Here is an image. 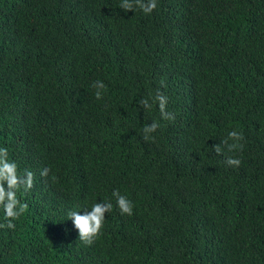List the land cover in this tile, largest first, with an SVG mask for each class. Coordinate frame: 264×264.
<instances>
[{
    "label": "trees",
    "instance_id": "16d2710c",
    "mask_svg": "<svg viewBox=\"0 0 264 264\" xmlns=\"http://www.w3.org/2000/svg\"><path fill=\"white\" fill-rule=\"evenodd\" d=\"M120 3L0 0V148L34 174L0 264H264V0ZM157 90L174 120L140 108ZM101 201L87 246L68 213Z\"/></svg>",
    "mask_w": 264,
    "mask_h": 264
},
{
    "label": "clouds",
    "instance_id": "9594fccd",
    "mask_svg": "<svg viewBox=\"0 0 264 264\" xmlns=\"http://www.w3.org/2000/svg\"><path fill=\"white\" fill-rule=\"evenodd\" d=\"M119 7L125 12H134L137 9L145 14H150L157 7V0H121ZM93 87L96 89H105L102 81H95ZM97 100L102 99L101 91L95 92ZM140 108L150 109L153 104H158L161 117L165 120H174L175 116L166 111L167 97L159 90L156 94L148 98L141 99L138 102ZM159 124L153 121L143 128L144 139H149V134L155 132L159 128ZM244 139L241 132L235 130L229 131L227 139L222 141L223 145H227L229 150L237 147H242L238 142ZM233 141L228 144V141ZM212 150L217 154H222L221 144L213 145ZM226 163L230 167H239L241 160L239 158L229 157ZM50 169L44 168L41 171V176L46 177ZM55 179V177H53ZM34 184V174L31 171L25 170L23 174L18 171V165L15 161L8 158V150L0 148V209L3 210L5 216V223L0 224V227H7L13 229L15 227L13 221L17 220L27 210V203H22L17 196V192L23 189L25 192L32 189ZM112 196L115 198L116 206L119 208L121 215H133V203L122 195L119 190H113ZM113 208L111 202H96L90 208H85L83 214L77 211H70L68 213L69 219L72 221L74 228L78 231V239L85 245L91 246L96 238L101 234L104 226L105 214L109 213Z\"/></svg>",
    "mask_w": 264,
    "mask_h": 264
}]
</instances>
